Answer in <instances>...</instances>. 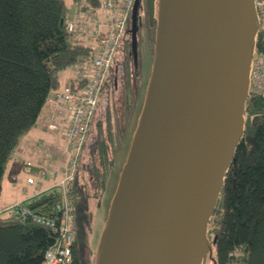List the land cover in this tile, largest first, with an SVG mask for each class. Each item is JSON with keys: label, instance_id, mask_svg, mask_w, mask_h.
Masks as SVG:
<instances>
[{"label": "water", "instance_id": "obj_1", "mask_svg": "<svg viewBox=\"0 0 264 264\" xmlns=\"http://www.w3.org/2000/svg\"><path fill=\"white\" fill-rule=\"evenodd\" d=\"M145 4L157 18L152 70L94 264H217L209 226L245 133L256 2Z\"/></svg>", "mask_w": 264, "mask_h": 264}, {"label": "trees", "instance_id": "obj_2", "mask_svg": "<svg viewBox=\"0 0 264 264\" xmlns=\"http://www.w3.org/2000/svg\"><path fill=\"white\" fill-rule=\"evenodd\" d=\"M69 4L68 0H0V198L7 165L22 135L36 124L51 90L60 85V72L89 51L87 41L68 29ZM257 47L264 48V31L258 36ZM114 75L109 74L107 80ZM130 82L128 75L116 127L111 120L104 133L99 119L92 133L103 92L84 145L74 182L76 236L72 264L92 262L90 201L105 188L112 147L120 144L126 116L136 99V94L128 91ZM60 196V186L54 185L24 201H30V207L38 213L57 216L55 206ZM4 210L6 213L0 211V264H43L46 250L57 239L58 224L10 216L6 207ZM210 225L217 264H264V95L260 93L250 92L244 137L235 151ZM207 264L214 262L208 258Z\"/></svg>", "mask_w": 264, "mask_h": 264}, {"label": "built area", "instance_id": "obj_3", "mask_svg": "<svg viewBox=\"0 0 264 264\" xmlns=\"http://www.w3.org/2000/svg\"><path fill=\"white\" fill-rule=\"evenodd\" d=\"M104 8L103 25L93 32L94 42L89 51L71 67L76 73L77 85L67 84L50 93L48 103L67 110L65 120L50 122L52 129H61L65 136L66 159L60 169L48 168L52 177L62 173L58 184L61 196L56 203L57 216L38 213L30 207V201L16 202L6 207L10 216L32 218L54 226L58 224V236L44 256L43 264H72L73 245L76 236L75 179L84 145L88 139L99 100L122 40L128 31V16L135 0H100ZM260 19V31H264V0H255ZM76 18L70 17L67 24L72 33L78 25L87 22L92 26L98 19L96 10H78ZM92 28V27H91ZM251 92L264 95V48L257 47L251 72ZM14 158L17 159L16 154ZM27 165H32L28 162ZM33 182L32 176L28 177ZM59 221V223H58Z\"/></svg>", "mask_w": 264, "mask_h": 264}, {"label": "crops", "instance_id": "obj_4", "mask_svg": "<svg viewBox=\"0 0 264 264\" xmlns=\"http://www.w3.org/2000/svg\"><path fill=\"white\" fill-rule=\"evenodd\" d=\"M73 3H75V6L72 5ZM69 6L68 20L72 16L73 18H76V13L79 12V9L96 10L98 12L99 19L92 24V26L88 25L87 22L80 23L78 25L79 31L73 33V35L78 34L81 36V38L86 40L90 46L91 43L94 42L92 36L93 32H97L99 27L103 25L102 18L104 16H101V10L104 11V8L101 6V1L98 0V3L93 5L86 0H70ZM81 25H85L86 29L82 30L80 28ZM62 73L63 74L60 75V85L52 89L50 93L54 92L56 89L63 88L67 84H78L76 73L71 66L67 67ZM66 114V109L57 107L46 101L36 124L22 135L19 145L15 150L17 159L13 158L6 168L3 180V191L0 199L1 204H3L4 207L16 202L24 201L27 198L58 184L62 173L58 171V174L54 177L49 174L46 175L45 171L42 170V166L48 164V168L50 169H60L65 162L66 153L64 133L61 129L50 128L49 123L65 120ZM62 150L63 156L61 155ZM28 162H31L32 165L27 166ZM33 174H36L39 177H46V180H51L52 183L49 185L50 187L48 186V188L41 190V182L37 183L35 186V178ZM30 176L33 177V182L28 181V177ZM17 179H19L20 184L17 182ZM26 182H28V185L30 186L27 189H23ZM31 185H34L32 193Z\"/></svg>", "mask_w": 264, "mask_h": 264}, {"label": "rangeland", "instance_id": "obj_5", "mask_svg": "<svg viewBox=\"0 0 264 264\" xmlns=\"http://www.w3.org/2000/svg\"><path fill=\"white\" fill-rule=\"evenodd\" d=\"M68 2L70 3V0H68ZM118 3H119V0H118ZM72 5L75 6V3H73ZM131 14H132V9L130 10L129 16H128V27L130 25ZM77 15H78V12L76 13V16ZM101 16H104L103 10H101ZM80 28L82 30H85L86 26L81 25ZM155 31L156 29L154 27L150 29L149 31L151 33L150 37L147 35V33L139 34V53H138V58H137V67L133 64V62H131L130 59H126L123 61L122 66L120 67L119 71L116 74L118 78V84L115 86L116 89H114L113 83H112V86H109L106 93L104 94L99 111L93 123L92 133L96 129L99 119H101L103 122L104 133L107 132L106 130H107V125L109 124V121L112 120V123L114 124L113 128L116 127L115 124L118 122V118L120 116L119 109L121 108V102H122L121 99H122V96H124V93L127 91L126 90L127 76L130 75L131 82L129 83L130 84L129 86L131 87L129 88L128 91H132V93L136 94V99L134 103L132 104V107H131V110L128 116H126L127 123H126V127L124 130V134L122 136L121 142L118 146L112 147L111 154H110L112 158V163L110 165L109 171L107 172L105 188L103 189L102 193L99 196L92 198V200L90 201L91 203L90 209L92 212V228L89 232V248L92 254L91 264L95 263V254H96V249H97V245L99 242V238H100L101 232L103 230V227H104V224L107 218L111 199L116 190L119 173L126 160L128 150L130 147V143H131V139H132V135L135 130L138 117H139V114H140V111L143 105L145 88H146V85H147V82L149 80L151 70H152ZM62 72H64V70L60 72V75L63 74ZM114 78H115V75L112 78V81H114ZM108 110H110V112ZM246 115H247V112H246ZM61 153H62L61 155L63 156V150ZM27 166H31V165H27ZM42 167H43L42 170H44L45 174L47 175L49 165L46 164L45 166L43 165ZM33 176L35 178V186L39 182L42 183L40 187L41 190L48 188V186L52 183L51 180H46L45 179L46 177H43V176L39 177L36 174H33ZM17 182L20 184L19 179H17ZM28 184L29 183L26 182L24 184L23 189H27L30 186ZM31 187H32L31 188V193H32V191L34 190V185H31ZM4 209L5 207L0 202V211H4V213H6ZM210 227L211 225L209 226V228Z\"/></svg>", "mask_w": 264, "mask_h": 264}, {"label": "flooded vegetation", "instance_id": "obj_6", "mask_svg": "<svg viewBox=\"0 0 264 264\" xmlns=\"http://www.w3.org/2000/svg\"><path fill=\"white\" fill-rule=\"evenodd\" d=\"M153 15L151 17L149 12L147 11L145 0H140V7L138 9V16H139L138 25L139 26L137 30V55L135 56V52H134L133 45H132V32L127 31L124 39L122 40L120 48L114 59L113 66L109 73L110 76H112V74L116 72L114 81L107 80L105 87H104V94L106 93L109 86H112V83L114 84V89H116L115 86L118 84V78L116 74L119 71L120 67L122 66V63L124 60L130 59L131 62H133V64L137 67V58H138V53H139V34L147 33L149 37L151 36V33L149 31L152 27L156 29V20H157L156 16H154V19H152ZM129 42L131 43L130 46H129ZM128 46H129V49L125 48Z\"/></svg>", "mask_w": 264, "mask_h": 264}, {"label": "bare ground", "instance_id": "obj_7", "mask_svg": "<svg viewBox=\"0 0 264 264\" xmlns=\"http://www.w3.org/2000/svg\"><path fill=\"white\" fill-rule=\"evenodd\" d=\"M261 47V46H260ZM106 111V110H105ZM110 112V110H108Z\"/></svg>", "mask_w": 264, "mask_h": 264}]
</instances>
